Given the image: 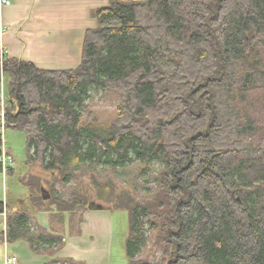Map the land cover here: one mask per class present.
<instances>
[{
  "label": "trees",
  "instance_id": "1",
  "mask_svg": "<svg viewBox=\"0 0 264 264\" xmlns=\"http://www.w3.org/2000/svg\"><path fill=\"white\" fill-rule=\"evenodd\" d=\"M93 16L75 70L0 54V86L8 81L11 98L3 125L25 134L26 163L64 183L78 167L159 164L144 202L93 180L109 208L83 210L126 212L127 264H264V0H109ZM92 89L120 98L108 126L91 113L83 119ZM3 151L0 133V159ZM6 168L0 162L11 174ZM22 182L35 212L49 213L51 232L65 214L79 225L75 207L86 200L45 199ZM5 215L2 241L23 240L49 254L48 264H75L54 258L60 235L28 213ZM147 224L161 250L152 263L139 258Z\"/></svg>",
  "mask_w": 264,
  "mask_h": 264
},
{
  "label": "crops",
  "instance_id": "2",
  "mask_svg": "<svg viewBox=\"0 0 264 264\" xmlns=\"http://www.w3.org/2000/svg\"><path fill=\"white\" fill-rule=\"evenodd\" d=\"M8 1L9 5L0 6V54L33 63L45 71L78 68L84 35L97 26L93 13L109 6V0ZM10 211L16 214L18 210ZM24 213L53 233L49 227V213L35 212L32 208ZM114 214L108 210L83 211L81 222L73 228L68 225L65 214L63 229L56 228L59 232L53 233L60 235L64 242L54 258L69 259L75 264H127L125 233L115 250ZM7 257L16 258V264H48L52 260L49 254L32 252L23 240L2 241L0 234V264H5Z\"/></svg>",
  "mask_w": 264,
  "mask_h": 264
},
{
  "label": "rangeland",
  "instance_id": "3",
  "mask_svg": "<svg viewBox=\"0 0 264 264\" xmlns=\"http://www.w3.org/2000/svg\"><path fill=\"white\" fill-rule=\"evenodd\" d=\"M261 55V56H259ZM257 57L258 62L264 68V51H261ZM9 84L4 81V87L0 86V133L3 141V154L0 162H7L11 174H5V171H0V204H3L2 211H7L8 215L12 214L10 210L16 209L17 214L30 208L36 209V202L31 200L28 188L22 182L31 181L35 184L36 190L40 186L46 197L56 198L61 201H85V205H76V219H78L84 207L88 204L100 206L104 209L109 208L102 198L100 192L94 187L93 180L101 185L111 184L116 192L128 191L138 202H144L149 198L157 185L158 173L161 169L159 164L139 165L137 163L129 164L128 166L111 170L107 168H91L78 167L72 175L69 183H64L58 177L57 172L44 171L39 165H28L26 152V136L22 131H18L9 127H4L3 118L5 107L9 106ZM120 105V98L114 91L92 89L88 101L89 109L83 115L85 119L88 114H92L96 124L108 126L117 115V107ZM4 106V107H3ZM8 169V168H6ZM102 197L104 198L102 191ZM20 210V211H19ZM6 215L0 217V234L6 229ZM77 221V220H76ZM114 228L116 237L114 238L115 250L117 251L120 245L121 236L127 232V214L124 211H116L114 214ZM146 237V245L139 254V258L145 259L152 263L160 259L161 250L155 246V233L147 224L143 230ZM115 251V252H116ZM3 259V254L1 256Z\"/></svg>",
  "mask_w": 264,
  "mask_h": 264
},
{
  "label": "built area",
  "instance_id": "4",
  "mask_svg": "<svg viewBox=\"0 0 264 264\" xmlns=\"http://www.w3.org/2000/svg\"><path fill=\"white\" fill-rule=\"evenodd\" d=\"M9 4H10V2H9L8 0H0V6H2V5H9ZM4 159H5V158H3L2 165H3V169L5 170V168H6L7 166H9V165H8L7 162L5 163ZM4 170H3V171H4ZM1 216L5 217V211H3V212L1 213ZM5 230H6V229L4 228V231H5ZM16 263H17V259L14 258V257H7L6 260H5V264H16Z\"/></svg>",
  "mask_w": 264,
  "mask_h": 264
},
{
  "label": "water",
  "instance_id": "5",
  "mask_svg": "<svg viewBox=\"0 0 264 264\" xmlns=\"http://www.w3.org/2000/svg\"><path fill=\"white\" fill-rule=\"evenodd\" d=\"M45 199H47V197L44 196Z\"/></svg>",
  "mask_w": 264,
  "mask_h": 264
}]
</instances>
